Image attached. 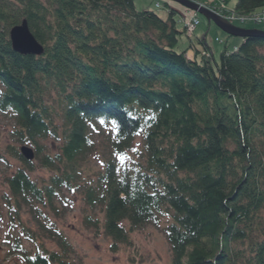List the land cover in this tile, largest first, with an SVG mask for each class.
Instances as JSON below:
<instances>
[{
    "label": "trees",
    "instance_id": "16d2710c",
    "mask_svg": "<svg viewBox=\"0 0 264 264\" xmlns=\"http://www.w3.org/2000/svg\"><path fill=\"white\" fill-rule=\"evenodd\" d=\"M162 2L167 20L138 12L135 0H0V113L13 116L15 137L53 173L34 182V160L8 148L23 164L7 179L12 221L24 208L42 216L39 226L59 249L41 245L31 255L17 240L24 264H72L70 243L45 226L41 207L56 212L63 191L82 188L86 205L104 215L86 224L113 252L168 218L172 264H264V39L226 45L214 66L204 41L202 54L192 43L179 50L181 37H191L178 28L173 3ZM231 10L250 18L264 0H236ZM24 21L44 48L40 57L13 51L10 32ZM99 124L114 129L109 156L97 181L81 185L90 128ZM59 136L60 153L44 155L41 142ZM139 137L143 163L120 169L118 157Z\"/></svg>",
    "mask_w": 264,
    "mask_h": 264
},
{
    "label": "rangeland",
    "instance_id": "374dc122",
    "mask_svg": "<svg viewBox=\"0 0 264 264\" xmlns=\"http://www.w3.org/2000/svg\"><path fill=\"white\" fill-rule=\"evenodd\" d=\"M159 1L161 9L156 8L158 0H135V8L138 12L156 11L162 19L167 20L168 11L162 5V0ZM167 1L177 4L180 12L186 9L176 2ZM190 1L212 12H214L213 8H222L224 5H226L225 8L229 12L236 5V0ZM225 8L224 10H226ZM180 12H177L176 20L178 28L181 30L184 27L182 24V19L184 18L179 14ZM192 14L188 13V16H192ZM197 15L200 20V26L196 25V32L191 37V41L187 36L181 37L179 50L189 49L192 43L196 50L202 54L205 46L200 41L206 40L210 52L204 53V56H213L212 63L214 66L216 63L220 65L221 54L226 45H228L229 51H233L243 41L233 37L228 38L215 24H210L209 19L205 15ZM197 15L191 18L197 20ZM263 17L264 10H261L247 21H235L234 26L246 30L256 29L264 31V23L259 24L256 22L257 19ZM191 34L193 35V33ZM219 40L223 43L219 42ZM200 58L201 55L199 56ZM3 91L4 87L0 84V95ZM51 102L54 104L53 101ZM60 123L58 122V124ZM15 124V119L10 113H0V264H24L21 249H18L16 245L17 240H20L22 248L29 251L31 255L37 253V249L41 245L48 251L59 250L57 244L49 240L47 233H44V230L39 226L42 216H37L36 219L31 214L30 209L24 208L21 214V221H12L10 205L15 206V204L7 179L14 176L23 167V164L10 154L8 148L17 147L19 150L24 146L32 148L31 145H23L15 137ZM112 128L111 126L104 128L101 124L98 126L91 125L93 149L82 166L83 180L80 183L81 185L89 181L96 182L98 174L104 171V164L109 156L108 137L114 131ZM41 144L45 149L44 155L48 154L53 157L61 151L63 146L62 136H59L58 139L49 138L42 141ZM143 152V140L139 137L126 157H118L120 169H130L139 161L143 163ZM33 160L37 169L29 174L30 178L40 185L48 183L53 173L39 168L40 159L35 158ZM84 198L83 188L74 192L63 191L56 198V212L50 208L41 207L43 213L49 218L44 221L45 226H54L65 235L70 243L72 247V264H172V252L165 234V228L169 225L168 218L161 220L158 226H150L132 233L130 245L120 246L117 252H113L111 250L113 242L103 232L96 237L94 229L86 224L87 217L103 221L104 215L100 210H93L88 207ZM23 226L36 237H34L36 244H33V241L27 238L26 233L22 229Z\"/></svg>",
    "mask_w": 264,
    "mask_h": 264
},
{
    "label": "water",
    "instance_id": "95a60500",
    "mask_svg": "<svg viewBox=\"0 0 264 264\" xmlns=\"http://www.w3.org/2000/svg\"><path fill=\"white\" fill-rule=\"evenodd\" d=\"M180 4L188 10L194 11L198 14L205 15L209 19L210 24H215L218 29L224 32L229 38L249 39L257 38L264 39V31L256 29H242L234 26L230 22L224 20L219 14L212 12L206 8L201 7L190 0H170ZM10 41L13 51L22 56H36L40 57L44 54L43 46L35 39L31 33L28 23L24 21L21 25L16 26L10 32ZM23 156L27 160L34 159V152L28 147H23L21 150Z\"/></svg>",
    "mask_w": 264,
    "mask_h": 264
},
{
    "label": "built area",
    "instance_id": "2783aa9c",
    "mask_svg": "<svg viewBox=\"0 0 264 264\" xmlns=\"http://www.w3.org/2000/svg\"><path fill=\"white\" fill-rule=\"evenodd\" d=\"M214 1V0H213ZM224 8L225 7H222V8H220V10H221V12H226L227 10H224ZM226 9V8H225ZM228 12V11H227ZM229 14H228V16L227 17H225V19L227 20V21H231V22H235V21H247L248 19H250V18H245V17H238V16H236L235 14H234V12H228ZM256 20V19H255ZM256 22L257 23H259V24H261V22H264V17L263 18H261V19H257L256 20ZM196 25H198V20H195L194 18H192L187 24H186V26H187V28H188V26H189V28H192V29H189L188 28V31H189V33H192L193 31H194V29H195V27H196ZM190 30H191V32H190ZM193 30V31H192Z\"/></svg>",
    "mask_w": 264,
    "mask_h": 264
},
{
    "label": "crops",
    "instance_id": "0c3cea01",
    "mask_svg": "<svg viewBox=\"0 0 264 264\" xmlns=\"http://www.w3.org/2000/svg\"><path fill=\"white\" fill-rule=\"evenodd\" d=\"M173 8H174V10L176 11V12H180L178 9H179V7H178V5L177 4H173ZM207 42V41H206ZM195 54H194V52L193 51H190L189 53H188V55H187V57H188V59H190V60H194L195 59V56H194Z\"/></svg>",
    "mask_w": 264,
    "mask_h": 264
}]
</instances>
